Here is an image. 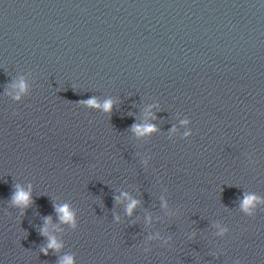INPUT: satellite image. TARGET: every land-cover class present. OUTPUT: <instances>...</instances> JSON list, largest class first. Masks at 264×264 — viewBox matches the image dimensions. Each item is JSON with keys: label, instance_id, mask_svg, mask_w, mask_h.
I'll list each match as a JSON object with an SVG mask.
<instances>
[{"label": "water", "instance_id": "95a60500", "mask_svg": "<svg viewBox=\"0 0 264 264\" xmlns=\"http://www.w3.org/2000/svg\"><path fill=\"white\" fill-rule=\"evenodd\" d=\"M65 257L264 264V0H0V264Z\"/></svg>", "mask_w": 264, "mask_h": 264}, {"label": "clouds", "instance_id": "9594fccd", "mask_svg": "<svg viewBox=\"0 0 264 264\" xmlns=\"http://www.w3.org/2000/svg\"><path fill=\"white\" fill-rule=\"evenodd\" d=\"M19 87L21 88V90H24L26 85L23 82H21ZM86 104L89 105V106H99L97 104V101H96L95 98L86 101ZM102 107H103V109L105 111H110L111 107H112V101L111 100L105 101L104 104L102 105ZM133 130L138 135L139 134H145V133H151L154 130V126L153 125H145V126L136 125V126L133 127ZM256 199L257 198L254 197V196L246 197L245 200L243 201V204H242V207L244 208V210L245 211H249L250 210L249 206L253 205V202ZM13 201L17 205H21V206H25L26 207V206H28V204L30 202V193L18 189L16 194H15V196L13 197ZM136 204H137V201L133 200L128 205V209L127 210H128L129 214H131V211L136 206ZM56 211L60 215L61 222H71L73 220V214L70 212L68 205H64L62 207H57ZM46 222H50V218H47ZM43 233L47 234V228H45L43 230ZM48 247L49 248L59 249L60 245L57 244V242H56V240L54 238H51ZM62 264H71V258L70 257H65L64 261L62 262Z\"/></svg>", "mask_w": 264, "mask_h": 264}]
</instances>
